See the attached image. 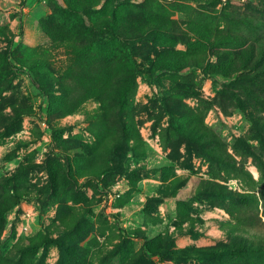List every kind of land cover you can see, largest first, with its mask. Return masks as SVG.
Listing matches in <instances>:
<instances>
[{
    "label": "rangeland",
    "instance_id": "rangeland-1",
    "mask_svg": "<svg viewBox=\"0 0 264 264\" xmlns=\"http://www.w3.org/2000/svg\"><path fill=\"white\" fill-rule=\"evenodd\" d=\"M0 264H264V0H0Z\"/></svg>",
    "mask_w": 264,
    "mask_h": 264
},
{
    "label": "trees",
    "instance_id": "trees-1",
    "mask_svg": "<svg viewBox=\"0 0 264 264\" xmlns=\"http://www.w3.org/2000/svg\"><path fill=\"white\" fill-rule=\"evenodd\" d=\"M74 17L76 18V16H74ZM111 27H112V29H114L113 26H111ZM112 32L117 33L114 30H112ZM117 34H119V33H117ZM160 68L165 69V70H172V67L169 65V61H168V63L166 61H163L162 66L158 67V69H160ZM59 98L61 99V97H59ZM194 132H198L196 127H195V129H192V134H190L191 138L195 137L193 135ZM48 172H49V176H50V182H49L50 183L49 186L51 187L50 189H52L54 191H58V188H59V173H58V171L53 169V167H51V165H50ZM216 192L218 194H221L226 199L227 198L231 199V200L237 199V200H240L241 202H247V203L250 201L248 199L250 197H253V196H251V194L238 193V192H233L230 190H220V191H216ZM14 195L16 196V198L18 196H20L18 194H14ZM254 197H256V196H254ZM255 200H252V201L254 202ZM18 201H19V198H17V200L15 199L11 205L12 206L15 205ZM255 203H257V205L259 206V199L256 200ZM233 210H234L233 208H232V210H229L231 215L235 216V219L237 221H239L246 228H251L250 226L252 225V221H255L256 218L259 217V214L253 213V211H251V212L245 211L243 213H240L238 216L237 213L235 215ZM231 240H232V242L230 244H228L227 246L225 245V247H224L225 251H227L228 254H231L233 256H238V255L239 256L240 255H246L247 256V255H253V253L255 252L259 256L260 253L261 254L263 253L262 247H255L252 244L249 245V244H247V241L245 239L238 240L236 237L234 239L231 238ZM66 247H67V250L70 251V248H69L70 246H68L67 244L62 245V248L66 249ZM179 253L183 254V255H194V256H197V255H201V256L211 255L212 256V254H215V255H218V257H220V256L224 255L223 253H219V251H217L211 247L210 248H191V249L185 248V249H180ZM154 254L159 255L160 252L158 251V252H155Z\"/></svg>",
    "mask_w": 264,
    "mask_h": 264
},
{
    "label": "crops",
    "instance_id": "crops-1",
    "mask_svg": "<svg viewBox=\"0 0 264 264\" xmlns=\"http://www.w3.org/2000/svg\"><path fill=\"white\" fill-rule=\"evenodd\" d=\"M178 171V170H177ZM181 171H184V170H182L181 169ZM223 221V220H222ZM219 232H223L221 229H219ZM186 234H184V236H185ZM188 240H191V238L190 237H188V238H184V237H182V238H178V241H180V242H188Z\"/></svg>",
    "mask_w": 264,
    "mask_h": 264
}]
</instances>
